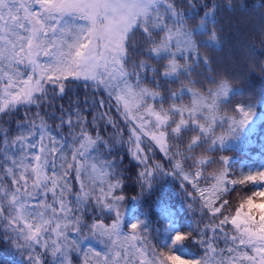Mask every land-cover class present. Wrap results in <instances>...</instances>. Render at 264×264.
Segmentation results:
<instances>
[{"label": "snow or ice", "instance_id": "snow-or-ice-1", "mask_svg": "<svg viewBox=\"0 0 264 264\" xmlns=\"http://www.w3.org/2000/svg\"><path fill=\"white\" fill-rule=\"evenodd\" d=\"M186 3L187 11L175 0H0V117L25 110L17 133L9 136L5 130L0 139V227L26 254L27 264H72L73 252L82 254V264H264V187H257L264 186V169L236 172L228 155L215 157L253 120L254 105L237 103L239 118L223 111L231 103L226 78L210 77L214 87L206 90L195 87V67L210 62L200 48L219 42L218 5L205 3L207 11L200 16L194 0ZM161 79L169 83L167 101ZM78 81L102 88L108 97L94 101L95 135L78 108L75 119L73 114L59 117L57 135L40 108ZM113 101L128 128L124 143L144 166L139 177L149 187L148 178L156 175L179 177L187 182L181 187L185 199L191 198L188 210L200 212L196 227L173 231L164 246L152 243L144 220L129 225L130 232L123 230L125 196L116 193L121 181L115 161L105 160L102 151L114 145L100 130L102 122L120 136L117 119L105 110ZM65 125L68 136L62 133ZM225 125L227 130L217 135L216 128ZM144 137L149 152L154 143L174 161L171 172L141 155ZM212 164L219 167L206 175L205 166ZM109 175L116 176L115 182ZM244 185L258 190L233 208L231 197ZM93 209L114 214L111 222H86V211ZM88 238L104 250L82 249ZM190 243L203 254L188 257L176 251Z\"/></svg>", "mask_w": 264, "mask_h": 264}, {"label": "trees", "instance_id": "trees-1", "mask_svg": "<svg viewBox=\"0 0 264 264\" xmlns=\"http://www.w3.org/2000/svg\"><path fill=\"white\" fill-rule=\"evenodd\" d=\"M175 2L178 7L182 6L183 10L187 11L186 0H175ZM213 2L218 5L214 15L216 28L219 30V42H213L207 47L200 48L201 54L207 56L210 62L207 65L201 62L198 67H195L191 78L199 82L196 84V88L204 90L214 87L209 82L210 77L217 81L222 78L228 79L232 87L228 98L231 103L223 111L239 118V113L234 112V106L237 103H242L245 106L253 104L256 112L253 120L240 131L238 138L235 140L229 138V147L217 151L215 157L219 159L223 155H228L236 172L264 169V70H262L264 69V0H232L231 7L228 5V0H203V2L194 0L197 5L194 11L202 16L207 11L204 4ZM211 27L212 25L208 24L206 29ZM136 38L142 44V34L138 32ZM204 39L207 40L208 35H205ZM133 58L139 59L140 57ZM160 83L161 91L167 101L169 83L164 79H161ZM176 87V85H172V90H176ZM100 99L108 101L107 94L102 88L97 90L85 87L84 81L73 82L67 86L65 94L53 99L51 105H42L40 112L54 133L60 135L61 133L56 130V125L60 122L59 117L63 115L67 119L68 114H73V119H75L74 110L78 108L86 117L90 132L95 135L96 129L92 126L91 121L94 110L98 109V103H94V101L98 102ZM184 102H190V97L187 94H185ZM105 110L110 111L113 118L117 119L119 128L122 130L120 136L117 137L111 125L105 129L104 124L102 122L100 124L101 135L114 145L110 152L102 148L103 158L115 161L116 175L121 181L117 191L125 196L123 206L130 211L124 218V227L131 231L129 225L138 219H147L152 243L158 247L164 246L170 242L173 231L194 228L196 222L200 220L199 211L193 213L187 208V203L191 202V198L185 199L181 187L182 183L186 185L187 182H183L174 175L160 174L156 175L154 179L148 178L151 180V187H149L148 181L139 177L144 166L130 154V146L124 143L128 139V128L124 121L118 117L114 101L112 106ZM24 111L23 108H19L11 116L0 117V139H2L5 130L9 136L17 133V122H23L25 119ZM36 111V107L31 106L30 112L35 113ZM68 129L67 125L62 129L65 136H68L66 135ZM76 130L79 131V128ZM226 130L227 125L224 128L217 127L215 131L219 135ZM117 139H120L121 142L117 143ZM143 139L146 143L141 147L145 149V152L141 155L148 154L150 165L159 162L164 166L166 172H171V163L174 161L170 162L169 158L154 143L151 145L152 151L149 152L147 143L149 138L144 137ZM217 147L219 146L217 145ZM197 153H203V149H198ZM205 167L207 175L219 165L212 164ZM108 171L111 172V169ZM111 177L116 179V176L111 175ZM201 186H204L203 183ZM187 187L191 190L190 185ZM257 187L264 186L258 185ZM254 190L258 189L250 185L237 186L236 192L231 197L232 207H238L241 200ZM194 207L198 209L199 204H195ZM92 216L93 214L85 213L86 222L90 223ZM112 216L113 214L106 213L104 218L108 221ZM220 247H224L223 240L220 241ZM37 251L41 250L37 248ZM176 251L188 257H198L203 254V249L191 243L186 246H178ZM72 259L77 264L81 263L75 253L72 254ZM0 264H27L11 240L6 237L2 227H0Z\"/></svg>", "mask_w": 264, "mask_h": 264}, {"label": "rangeland", "instance_id": "rangeland-1", "mask_svg": "<svg viewBox=\"0 0 264 264\" xmlns=\"http://www.w3.org/2000/svg\"><path fill=\"white\" fill-rule=\"evenodd\" d=\"M76 129H78V127H77ZM76 131L78 132V130H76ZM68 133H69V129H68V131L66 132V135H68ZM107 171H108V169H107ZM108 179L111 180V181H113V182H115V179L112 178L111 175L108 176ZM77 187H78V186H77ZM118 188H119V187H118ZM118 188H117V189H118ZM117 189H116V193L119 194L118 191H117ZM123 209L125 210V217H126V215H127L130 211H128L124 206H123ZM87 212L90 213V214H93L90 223H91L93 220H95V219H102V220H104L106 223H110V222H111V219H109L108 221L105 220V218H104L105 214H104V215H100V214H99L98 212H96L94 209H93V210H88ZM87 212H86V213H87ZM93 212H95V213H93ZM113 215H114V214H113ZM96 216H100V217L97 218ZM125 217H124V218H125ZM144 221H145L147 224H149L148 221H147V219H145ZM123 224H124V221H123ZM149 229H150V225H149ZM123 230L126 231V232H130V231L126 230L125 227H123ZM8 235H13V234L9 233ZM71 235H74V234H71ZM149 235H150V239H151V233H150V230H149ZM151 241H152V240H151ZM14 247H15V246H14ZM81 247H82V249H84V250H87V249H89V248H92V249H94V250H96V251H103V250H104V246H103L98 240H96V239H94V238L84 239L83 242H82V244H81ZM15 249L19 252L20 256L23 257V259L27 261V256H26V254L22 255L21 252H20L16 247H15ZM73 253H75V252H73ZM73 253H72V254H73ZM72 254H71L72 264H77L76 262L73 261V259H72ZM75 254L78 255V257H79L80 260H81V263H80V264H82V262H83V256H82V254H78V253H75Z\"/></svg>", "mask_w": 264, "mask_h": 264}]
</instances>
